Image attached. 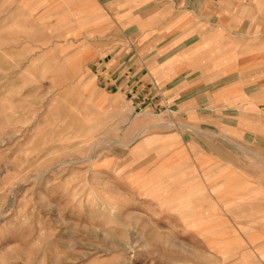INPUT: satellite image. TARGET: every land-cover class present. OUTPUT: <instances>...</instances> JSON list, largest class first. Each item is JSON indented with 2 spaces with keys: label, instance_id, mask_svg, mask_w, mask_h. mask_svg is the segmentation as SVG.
I'll return each instance as SVG.
<instances>
[{
  "label": "rangeland",
  "instance_id": "obj_1",
  "mask_svg": "<svg viewBox=\"0 0 264 264\" xmlns=\"http://www.w3.org/2000/svg\"><path fill=\"white\" fill-rule=\"evenodd\" d=\"M0 1V264H264L262 62L210 78L239 76L213 118L189 89L137 104L70 18L15 25Z\"/></svg>",
  "mask_w": 264,
  "mask_h": 264
},
{
  "label": "crops",
  "instance_id": "obj_2",
  "mask_svg": "<svg viewBox=\"0 0 264 264\" xmlns=\"http://www.w3.org/2000/svg\"><path fill=\"white\" fill-rule=\"evenodd\" d=\"M50 1L8 0L14 15L12 24H39L42 29L47 26L48 10H58L56 19H63L59 23L64 25V18H70L74 38L87 42L92 57L89 65L101 66L104 86L136 91L132 101L137 104L148 93L146 88L163 89L157 103L166 100L164 89L170 90L169 96L189 89L185 93L190 94L188 101L198 96L202 115L211 117L220 103L219 94L232 88L239 76L229 73L231 78L223 76L227 79L221 84L217 83L219 78H210L234 67L241 55L247 58L243 63L252 61L251 66L262 62L259 65L264 72V0ZM28 29L32 28L23 30ZM43 32L47 33V27ZM241 41L246 43L239 44ZM249 42H254L251 50ZM256 66L247 68L249 78L256 77L250 76L257 72ZM254 82L252 87L264 88V76ZM209 91L212 100L208 99ZM177 95L175 104L183 92ZM234 98L230 96L224 104H234Z\"/></svg>",
  "mask_w": 264,
  "mask_h": 264
}]
</instances>
